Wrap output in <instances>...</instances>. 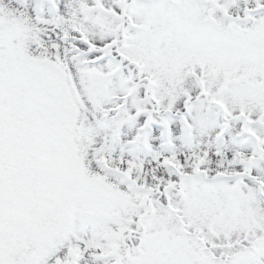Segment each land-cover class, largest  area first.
<instances>
[{
	"label": "snow or ice",
	"instance_id": "snow-or-ice-1",
	"mask_svg": "<svg viewBox=\"0 0 264 264\" xmlns=\"http://www.w3.org/2000/svg\"><path fill=\"white\" fill-rule=\"evenodd\" d=\"M0 264H264V0H0Z\"/></svg>",
	"mask_w": 264,
	"mask_h": 264
}]
</instances>
